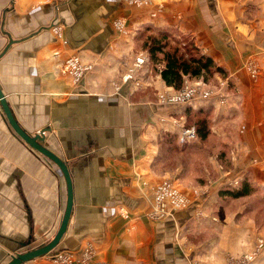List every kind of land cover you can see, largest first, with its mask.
<instances>
[{
  "label": "crops",
  "instance_id": "obj_1",
  "mask_svg": "<svg viewBox=\"0 0 264 264\" xmlns=\"http://www.w3.org/2000/svg\"><path fill=\"white\" fill-rule=\"evenodd\" d=\"M159 32L189 39L224 69L211 81L227 101L190 105L211 104L212 147L227 148L233 175L264 190V0H0V87L28 133L45 130L74 189L58 245L24 264H227L257 248L246 264H264V224L246 201L218 195L228 177L215 150L207 166L188 170L165 155L169 133L181 143L189 104L159 98L178 90L164 81V63L150 59L127 79ZM74 56L91 64L79 77L64 66ZM167 178L189 202L154 218L155 190ZM67 201L62 168L14 129L0 102V264L49 242Z\"/></svg>",
  "mask_w": 264,
  "mask_h": 264
},
{
  "label": "trees",
  "instance_id": "obj_2",
  "mask_svg": "<svg viewBox=\"0 0 264 264\" xmlns=\"http://www.w3.org/2000/svg\"><path fill=\"white\" fill-rule=\"evenodd\" d=\"M151 40L152 42L148 44L150 59L160 60L164 63L161 74L169 86L180 89L185 77L207 80V77H212L216 72H225L210 56L202 54L189 39L178 41L169 34L165 35L159 32ZM182 42H185V44ZM186 104H189L186 109L188 114L186 122L188 125L195 126L198 140L194 138L178 143L177 135L169 133L170 145L165 148V155L168 156L169 154L171 162L174 163L177 162V157H179V161L183 162L188 170L190 168L188 160H193L194 155L209 159L211 153H213V148L205 144L212 134V107L208 103L195 109L190 103ZM228 152V149L223 146L215 150L217 160L222 163L224 170L230 168L229 157H226ZM218 195L223 200L246 201V208L250 213L253 212L257 223H264V190L249 180V177H243L239 184L225 181L220 186Z\"/></svg>",
  "mask_w": 264,
  "mask_h": 264
},
{
  "label": "built area",
  "instance_id": "obj_3",
  "mask_svg": "<svg viewBox=\"0 0 264 264\" xmlns=\"http://www.w3.org/2000/svg\"><path fill=\"white\" fill-rule=\"evenodd\" d=\"M127 1H135L134 3H146L149 0ZM147 62V55L145 53H140L135 58L130 68V72L127 75V79H132L133 75L142 70ZM64 66L67 71L74 73L78 77L84 74V72L91 69V64H83L80 58L76 56L69 58L64 63ZM249 71L252 76H255L257 74V67H255L254 64L250 63ZM228 96L229 92L224 88V86L220 85L217 88H209L205 83H194L190 82L189 80H185L182 87L178 90H169L167 92H161L159 94V98L161 100L175 104L191 103L199 99L207 100L212 98H217L221 103H224L227 101ZM43 130L44 129H41L38 132L40 133ZM196 137L197 132L195 126L186 124L181 125V130L179 133L180 142H184L188 139H194ZM219 165L221 168H223L221 164ZM224 174L226 177H228L227 182L233 184H239L243 179V176L241 174L233 175L231 168L224 170ZM188 202L189 198L181 190L178 189V187L175 185V180L173 178H168L165 179L161 184L159 183L156 187L154 204L150 214L154 218H162L166 215H169L173 207H182L187 205ZM261 242L262 241H260L259 246L261 245ZM257 250L258 248L255 251L246 253L237 259H231L227 264H246L250 259L254 257V254L257 252ZM93 252L94 249L90 246L86 249L85 253L87 257H89L93 254ZM54 258L63 263H69L73 260L72 255L67 253H57Z\"/></svg>",
  "mask_w": 264,
  "mask_h": 264
},
{
  "label": "water",
  "instance_id": "obj_4",
  "mask_svg": "<svg viewBox=\"0 0 264 264\" xmlns=\"http://www.w3.org/2000/svg\"><path fill=\"white\" fill-rule=\"evenodd\" d=\"M0 102L3 106V109L8 117V120L10 121L11 125L14 127V129L33 147L53 159L63 170L67 186H68V201L66 210L64 213V217L62 219L61 225L55 234V236L44 245L34 247L25 251H16L14 253L10 254V259L5 264H24L25 262L31 260L32 258H35L37 256H41L47 253H50L59 243L61 238L63 237L64 233L67 230V226L70 220L71 212L73 209V203H74V189H73V180L71 176V172L69 169V166L67 162L60 157L56 152L51 150L49 147H47L44 144L45 139V130L41 131L40 133L37 132L36 134H30L28 133L18 122L17 118L15 117L9 102L6 98V95L4 91L0 87Z\"/></svg>",
  "mask_w": 264,
  "mask_h": 264
},
{
  "label": "rangeland",
  "instance_id": "obj_5",
  "mask_svg": "<svg viewBox=\"0 0 264 264\" xmlns=\"http://www.w3.org/2000/svg\"><path fill=\"white\" fill-rule=\"evenodd\" d=\"M129 2H131V3H134L135 1H129ZM134 4H136V3H134ZM145 53V52H144ZM146 55H147V57H148V60H150V54H148V52L147 53H145ZM212 77H213V75H212ZM212 77H207V80H204L203 78L202 79H197V78H190V79H186V80H189L190 82H194V83H205L206 84V86H208L209 88H217V87H219L220 85H221V82L217 79L216 81H211L213 78ZM212 78V79H211ZM213 82V83H212ZM216 142H217V139H212V140H209V141H207L206 142V144L210 147H212V145L213 144H216ZM213 149L215 148V147H212ZM216 149V148H215ZM214 149V150H215ZM188 162H189V164L188 165H190V167L192 168V167H194V165L196 164L197 165V163L198 164H201L202 166H207V162H206V160H205V157L202 159V160H198V161H194V160H188ZM221 162H219V164H220ZM221 165H222V163H221ZM220 166V165H219ZM223 166V165H222ZM168 179V178H167ZM163 181H161L160 182V184L162 183ZM158 186V185H157ZM255 219H256V217H255ZM261 224H264V223H261ZM260 224V225H261Z\"/></svg>",
  "mask_w": 264,
  "mask_h": 264
}]
</instances>
